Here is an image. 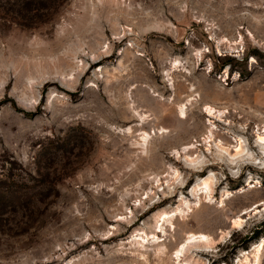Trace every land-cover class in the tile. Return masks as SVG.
I'll return each mask as SVG.
<instances>
[{
    "label": "rangeland",
    "instance_id": "rangeland-1",
    "mask_svg": "<svg viewBox=\"0 0 264 264\" xmlns=\"http://www.w3.org/2000/svg\"><path fill=\"white\" fill-rule=\"evenodd\" d=\"M263 133L264 0H0V264H264Z\"/></svg>",
    "mask_w": 264,
    "mask_h": 264
},
{
    "label": "bare ground",
    "instance_id": "bare-ground-1",
    "mask_svg": "<svg viewBox=\"0 0 264 264\" xmlns=\"http://www.w3.org/2000/svg\"><path fill=\"white\" fill-rule=\"evenodd\" d=\"M175 67V66H174ZM179 109H180V112H179V114H180V116H184V112H183V108L182 107H179ZM186 110V109H185ZM205 110H206V112H207V114H208V116L209 117H211V118H214V112H213V110L211 109V108H209V107H207V108H205ZM138 117V116H137ZM139 118H140V120L142 121V122H144V118L145 117H143V116H139ZM131 130L130 129H128V132H130ZM212 130H209V137L207 138V140H208V143H210V141L209 140H211L210 138H212V133L213 132H211ZM147 137H149L145 132H143L142 134H141V139H140V141L139 142H141V143H143V145H144V143L146 142V139H147ZM137 142V141H136ZM136 143V144H140V143ZM241 142V141H240ZM237 143V145L235 146V147H233L234 149H233V152L232 151H229V148H226V147H223V146H221L222 145V143H221V145L219 146V145H216V150L219 152V153H223L225 156H226V159L225 158H219L221 161L222 160H225L227 163H228V165L229 166H237L238 164H240V163H242L243 162V164L244 163H248V160H249V158L248 157H246V153H244V148L242 147V144L241 143ZM146 144V143H145ZM139 146V145H138ZM208 147V146H207ZM256 147L258 148V150L260 151V154H262L263 155V151H264V133L263 134H259L258 135V137H257V145H256ZM191 150H193V147H192V145H190V146H188V145H186V146H184L183 148H182V152H181V154H183V155H187L188 154V152H190ZM262 151V152H261ZM232 152V153H231ZM181 154H179L178 152H176L175 153V155H177V157H179ZM219 157H221V156H219ZM198 158L199 157H191V156H185V160H186V162H185V164H186V166H187V168L188 169H190V170H194V171H197V170H199L198 168H200L201 166H202V162H200L199 164H198ZM225 162V163H226ZM175 172V171H174ZM176 174V173H175ZM178 174V173H177ZM211 175V174H210ZM174 175H172V177H173ZM178 175H176L175 177H177ZM174 178V177H173ZM209 178V177H208ZM206 179V180H204L203 181V183H202V185H203V188H204V186H208L207 184H208V182H209V180L210 179ZM174 179H177V178H174ZM201 180V179H200ZM183 186V185H182ZM184 188V187H183ZM196 189H197V187H196ZM204 189H207V187L206 188H204ZM211 189V188H210ZM210 192V191H209ZM209 192H207V190L205 191V190H203L202 188L200 189H198V190H196L194 193V198L196 199V206H198L199 204H200V200H201V198L203 197V199H205V200H208V204H209V201H211V200H209L210 198H211V196H212V191H211V193H209ZM227 198H228V196H227ZM212 199H213V197H212ZM205 200H201V201H205ZM225 200V199H224ZM194 202V201H193ZM189 203V202H188ZM206 203V202H205ZM212 203V202H211ZM194 204V203H193ZM222 204V203H221ZM262 205H260V206H263L264 207V203H261ZM185 205V204H184ZM195 205H193V206H195ZM195 206V207H196ZM223 206V205H222ZM184 207V206H183ZM186 207V206H185ZM184 207V208H185ZM187 208V207H186ZM185 208V209H186ZM191 207H189V209H190ZM189 209H187V210H189ZM257 209V206H256V208H254V210H256ZM248 211H249V209H247ZM245 211V213H243V214H246L248 211ZM175 211V210H174ZM253 211V210H252ZM171 212H173V211H171ZM185 212V211H184ZM188 212V211H187ZM180 213H182V210H177L176 209V211L172 214V216L170 215H167L166 213H162L161 215V218H160V220H159V222H161L159 225H157L156 227H154L155 229H156V232H160V233H162L163 234V237H165V230H164V226H168V227H173V223H172V220H173V217L174 216H178V215H180ZM169 214V213H168ZM183 214V213H182ZM186 214V213H185ZM183 216V215H182ZM185 216V215H184ZM239 218H241V217H238V219H236V220H234L233 222H232V224H233V227H235V228H237V227H240V226H242V222H241V219H239ZM158 223V222H157ZM152 239L151 240H155V241H153L152 242V245L150 244V246H158V244H159V242L161 243V241H159L158 240V238L157 237H155V236H152L151 237ZM210 237H207V236H205V235H202V234H192V233H188L187 235H186V237H185V239H184V241H182V243L180 244V246H178L177 248H176V250L174 251V253H173V256H174V259L178 262V264H190V261H187L186 260V258L188 257V255L190 254L191 256H189L190 258H193L194 257V259L195 258H197L198 259V261L200 260V257L201 256H203V255H208L207 253H211L212 252V249H211V243H212V241L209 239ZM163 242H164V240H163ZM143 245V244H142ZM144 246V245H143ZM142 246V247H143ZM148 246H149V244H148ZM144 247H146V249L148 248L147 246H144ZM261 247H262V245H258L257 246V248H256V251H255V254L253 255L254 256V263L256 264V262H257V257H258V254H259V251L261 250ZM145 249V248H144ZM159 250V249H158ZM166 250V249H165ZM160 251V250H159ZM161 253H163V252H161ZM164 254V253H163ZM188 257V258H189ZM166 258V257H165ZM163 259V258H162ZM194 259H192V260H194ZM197 261V262H198ZM202 261V260H201ZM192 262V261H191ZM200 262V261H199ZM203 262V261H202ZM248 262V261H247ZM198 264V263H197ZM200 264H204V263H200ZM243 264V263H242ZM246 264H249V263H246Z\"/></svg>",
    "mask_w": 264,
    "mask_h": 264
},
{
    "label": "trees",
    "instance_id": "trees-1",
    "mask_svg": "<svg viewBox=\"0 0 264 264\" xmlns=\"http://www.w3.org/2000/svg\"><path fill=\"white\" fill-rule=\"evenodd\" d=\"M256 235H257V234H255V236H256ZM255 236H254V237H255Z\"/></svg>",
    "mask_w": 264,
    "mask_h": 264
}]
</instances>
